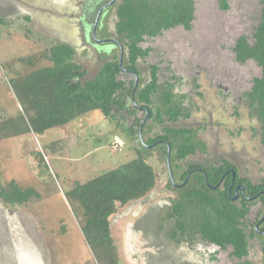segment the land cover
Returning a JSON list of instances; mask_svg holds the SVG:
<instances>
[{
  "label": "rangeland",
  "instance_id": "1",
  "mask_svg": "<svg viewBox=\"0 0 264 264\" xmlns=\"http://www.w3.org/2000/svg\"><path fill=\"white\" fill-rule=\"evenodd\" d=\"M82 2L0 0L3 115L22 112L10 79L50 65L44 54L52 44L64 42L74 48V60L86 70L85 78L92 77L100 63L110 58L99 45L102 50L97 54L82 47L78 22ZM194 2L190 29L176 26L141 43L151 49L139 66L142 80L147 78V64L159 62L160 78L170 74L178 90L187 94L190 117L168 124L196 128L206 148L197 149L180 165H206L227 159L240 176L258 182L264 178V145L254 133L256 119L248 115L240 100L261 69L252 59L238 62L232 48L239 35L252 41L263 1L229 0L226 10L220 9L216 0ZM19 58L31 61L21 62ZM136 115L142 118L139 111ZM131 121L133 116L112 120L93 110L40 135L29 132L0 140V185L14 180L38 192L22 204L9 205L0 198V264H98L82 232L81 209L67 198L66 191L136 156L134 149L139 142L125 129ZM157 124L147 120L143 136L159 131L161 125ZM158 150L146 152L156 173L155 185L137 199L116 203L109 216L119 263L235 264L237 259L231 256L230 247L222 249L200 240L190 226L184 235L170 237L175 223L166 215L180 192L168 185L167 165ZM40 154L45 161L38 166ZM171 168L175 182H180L179 170ZM261 207L264 209V203L250 207L245 222L259 218ZM261 244L257 237L250 238L244 259L263 264Z\"/></svg>",
  "mask_w": 264,
  "mask_h": 264
},
{
  "label": "trees",
  "instance_id": "2",
  "mask_svg": "<svg viewBox=\"0 0 264 264\" xmlns=\"http://www.w3.org/2000/svg\"><path fill=\"white\" fill-rule=\"evenodd\" d=\"M216 1L220 9L229 8V0ZM262 1L263 8L252 33V41L245 35H239L232 50L238 62L252 59L260 66V75L252 78L250 88L242 93V100L248 114L256 118L259 124L258 134L264 144V0ZM194 10V0H120L115 9L114 27L116 37L124 47L122 63L120 65L117 51L101 63L90 78H85L86 70L74 60L75 50L72 46L64 42L52 44L44 54L50 65L33 70L23 77L10 79L22 112L6 116L0 109V140L29 132L40 135L49 128L62 127L93 110H99L104 117L112 120H118L121 115L126 118L133 116V121L126 124L125 129L134 140L137 138L141 119L136 115L138 111L132 100L144 109V115L147 110L150 118L156 122H162L164 118L176 121L180 117L189 116V109L182 97L172 90L173 82H158V63L147 64L145 80H142L139 66L144 63L151 50L148 46H141V43L169 28L181 26L190 29ZM24 18L29 19L28 16ZM0 24H3L1 19ZM26 60L31 61L19 58L21 62ZM123 69L130 71L132 76H125ZM135 75L138 76V83L134 89ZM169 78L171 80L173 77L170 75ZM156 140L168 143L172 167L178 168V162L186 160L197 149L204 151L206 148L197 129L187 126H164L161 131L149 135L145 142L152 143ZM158 147L165 158L166 143ZM134 151L136 156L131 160L79 182L66 191L67 198L81 209L84 217L82 232L98 264H120L109 227V216L115 211L116 203L124 204L137 199L155 185L156 175L147 161V149L139 144ZM229 169L236 172L233 180ZM180 170V181H184L189 173L191 175L186 186L178 189L179 196L167 212V218H174L175 223L170 237L184 235L190 226L200 240L222 249L230 247L231 256L237 259L235 264H259L244 257L248 254L249 240L253 237L261 241L264 256V235L254 228L256 221L263 215V207L258 211L260 217L254 222L245 221L250 207L259 202L264 203V178L252 182L247 177L240 176L237 167L226 159L206 165L186 162ZM225 172L228 173L217 185ZM231 183H242L245 196L232 200L230 195L234 193L233 189L230 193L228 191ZM215 185L217 187H212ZM34 196H38V192L33 187L19 186L14 180L0 185V198L9 205L25 203ZM253 196L255 197L250 199ZM257 228L264 234V219Z\"/></svg>",
  "mask_w": 264,
  "mask_h": 264
},
{
  "label": "flooded vegetation",
  "instance_id": "3",
  "mask_svg": "<svg viewBox=\"0 0 264 264\" xmlns=\"http://www.w3.org/2000/svg\"><path fill=\"white\" fill-rule=\"evenodd\" d=\"M119 1L120 0H83L82 7H81V11L78 14V22H79V29H80L81 38L83 40L82 43L84 44L82 47H84L85 49H87V48L92 49L97 54V50H102V49H98L99 48L98 45H99L100 47L103 48L102 52H104L105 54H107V56L108 55L110 56L113 53H115V52L118 51V53H119V61L121 60V63H122V59H123V55H124V47H123L122 43L116 37V32H115V27H114V24H115V21H116L115 9H116V5L118 4ZM169 29H171V28H169ZM169 29H166V30H169ZM101 32L103 34H101ZM106 45H108V47H106ZM113 49H115L116 51L110 52ZM98 58L101 59V57H99V56H98ZM103 62H101V63H103ZM101 63H100V65H101ZM158 65H159V62H158ZM159 70H160V66H159ZM159 70H158V77H159V81L158 82H161V83L164 82L165 83L167 80H169L170 82H173L172 90L175 93H177L178 96H181L182 97L185 106H187V108L189 109V116H187V117H184V118L183 117H180L176 121H170L167 118H164L162 122H156L153 119H151L149 115L146 116V111L147 110L145 111V115H144L143 114V112H144L143 110L144 109L142 107L138 106L135 103V100L134 101L132 100L134 106L137 108V111H139L140 113H142V118H140L141 119L140 125L142 124L143 119L146 118L145 121L142 124L141 138L139 137V128H140V125H139L138 132H137V138L134 139V140L136 142L138 141L139 144L142 145V146H144L147 150L148 149H156V148H158L159 149L158 150V153L161 154V150L158 147V145H161L163 143H166L167 148H168L169 145L164 140H156V141H154L152 143H146L145 142V140L149 136V135L146 136V137L143 136V127L146 124L147 120H151L153 122H156V124L159 123V125H161L160 126V131H161L164 126H171L168 123L178 122L179 120L188 119L190 117V114H191L192 111H190V106L188 105L189 104V102H188L189 99L186 100L187 94L181 92L180 90H178V88L176 86L177 83L174 81L175 79H172L171 78V80H170V78H169L170 77V74H169V76L165 77L166 79L165 78L164 79H161L160 76H159ZM86 74H87V72H86ZM123 74L125 76L132 75L130 73V71L127 72V70H124V69H123ZM142 76H143V72H142ZM134 78H135V76H134ZM137 83H138V76H137ZM242 101H244V100L241 99L240 102H242ZM234 113L238 115L237 112H234ZM250 117H253V116H250ZM256 122H257V120H256ZM258 126H259V124L257 122V126H256V129H254V133H255V135H258L260 137V135L258 134ZM189 127H191V126H189ZM260 142H261V138H260ZM170 157H171V155H170V147H169V167L170 168L167 165V153H166V156L164 158L165 159V162H166V165H167V169H168V177H169V179H168V185H170V187H173L175 189H180L188 181L189 175H191V173L188 174V176L185 178L184 181L175 182V180L173 178V173H172V168H171L172 167V164H171V158ZM222 160L223 159H220L216 163H219ZM181 161H184V160H181ZM178 164H179V162H178ZM181 167H182V165L179 164V168L178 167H173V168L178 169L179 172H180L181 171L180 170ZM198 170H200V169H198ZM229 171H232V173L234 172V177H235L236 172L233 171V170H230V169H229ZM228 172H225L222 175V177H221V179H220V181L218 182L217 185H219V183L221 182V180L223 179V177L225 176V174L228 173ZM155 175H156V173H155ZM234 177L232 176V180L234 179ZM169 182H170V184H169ZM217 185L212 186V187L215 188V187H217ZM240 185L243 187V189L238 188V186H240ZM232 189H233V192L234 193L232 195H230L231 196V199L233 197H235V199H233V200H236V199H239L241 195L245 196V187H244V185L242 183H236L235 185L233 183H231V185L229 186V190H228L229 193L231 192ZM254 197L255 196L250 197V199H252ZM261 218H262V216H261ZM261 218L256 221V224H255L254 228H255V230L258 233L264 235L257 228L258 225H259V223L261 221H263Z\"/></svg>",
  "mask_w": 264,
  "mask_h": 264
},
{
  "label": "water",
  "instance_id": "4",
  "mask_svg": "<svg viewBox=\"0 0 264 264\" xmlns=\"http://www.w3.org/2000/svg\"><path fill=\"white\" fill-rule=\"evenodd\" d=\"M119 63H120V65H121V60L119 61ZM137 86V76L135 75V78H134V89H135V87ZM134 89H133V91H134ZM133 93V92H132ZM132 99H133V95H132ZM134 101V100H133ZM149 115V112L148 111H146V116H148ZM145 119L146 118H144L143 119V121H142V124H143V122L145 121ZM142 124L140 125V128H139V137L141 138V129H142ZM167 165H168V167H169V146H168V148H167ZM44 162V157H43V155H39L38 156V160H37V165L38 166H40L42 163ZM170 168V167H169ZM232 176L234 177V172L232 173ZM238 188H241V189H243V187L240 185V186H238ZM236 194V193H235ZM233 199H235V197H233L232 198V200ZM262 220L264 219V211H263V215H262V218H261Z\"/></svg>",
  "mask_w": 264,
  "mask_h": 264
}]
</instances>
